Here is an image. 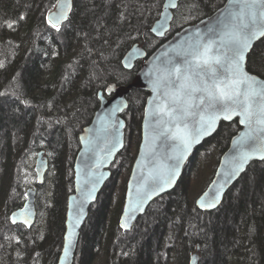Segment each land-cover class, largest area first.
<instances>
[{
  "label": "trees",
  "instance_id": "trees-1",
  "mask_svg": "<svg viewBox=\"0 0 264 264\" xmlns=\"http://www.w3.org/2000/svg\"><path fill=\"white\" fill-rule=\"evenodd\" d=\"M57 1L0 0V264H58L79 137L100 105L99 92L136 75L142 62L132 70L122 64L132 45L141 43L152 52L166 40L151 31L165 0H75L71 19L59 30L48 21ZM225 2L181 0L174 26L200 20ZM248 68L264 77V38L251 52ZM148 95L133 89L124 113L139 122L140 134ZM240 128L237 120L223 122L194 155L179 189L154 201L147 211L154 216L147 222L143 216L130 233L119 225L124 198L108 226L105 201L94 225L88 231L89 218L82 232L83 264H93L100 254L104 264H189L198 247L200 264H208V256L211 264H264V161L250 165L216 211L195 206L211 182L208 169L202 178H211L206 188L197 197L188 190L195 168L208 159L219 164ZM40 150L50 163L49 183L42 185L33 164ZM123 152L118 159L125 161ZM127 160L133 163L135 157ZM34 186L37 223L14 224L12 212Z\"/></svg>",
  "mask_w": 264,
  "mask_h": 264
},
{
  "label": "water",
  "instance_id": "water-1",
  "mask_svg": "<svg viewBox=\"0 0 264 264\" xmlns=\"http://www.w3.org/2000/svg\"><path fill=\"white\" fill-rule=\"evenodd\" d=\"M180 1H164L161 15L151 28L155 36L164 38L170 31L175 16L174 11L179 7ZM74 5L75 0H58L56 7L48 14V21H51V25L56 23L58 27L62 26L71 19ZM246 11L245 0H226L214 13L184 26L153 52H149L141 43H135L127 51L122 61L127 70L134 69L141 60L144 63L129 83L110 84L105 91L99 92L100 105L91 123L80 134V149L73 168L74 192L67 199L65 233L58 264L75 263L82 232L90 217L91 208L113 177L112 165L126 148L128 121L124 113L129 107L128 96L133 89L147 91L149 95L144 107L140 144L132 165L124 207L119 219V225L124 231H132L154 201L178 187L198 149L216 134L223 122L237 120L241 128L233 137L228 149L221 155L211 182L196 198L195 206L198 210L213 212L219 209L225 202L228 192L250 165L255 161H264V158H261L264 157V152L254 153L239 175L228 177L235 158L242 151L252 152L247 145L239 143L241 139L264 135L261 131L264 129V124L256 122L259 109L264 107V96H256L251 100V110L254 113L251 126L248 122L240 123L242 119H245L242 115V107L220 101V103H228V111H217L218 118L211 127L206 131L200 130L202 121H206L212 115V109L209 108L211 97L204 88L207 86L214 95L218 96L219 91L229 90V82L234 78L229 70L227 59L230 45L224 36L228 30L226 26H230ZM61 12L66 15V19L61 16ZM260 24L264 25V20L260 21ZM254 31L255 36L250 38L248 46L243 49L240 72L242 75L253 78L257 82L256 87L264 94V88H261V85H264V77L248 68L251 52L264 38L261 34L264 32V27H257ZM210 42L212 47L206 57L210 67L203 63V58L197 61L191 55H177V53L191 51L196 46H201L199 51L203 52L202 46ZM217 56L221 58V64L215 63L214 57ZM185 59L191 62V67L187 71L188 79L178 80L175 74L169 76L168 71L173 66L181 69V77L185 75L183 63ZM170 80L175 83L170 84ZM181 84L185 89L199 90L192 91L190 95L185 94ZM245 88L246 85H241V92ZM229 114L231 118L225 119V115ZM185 132H190L195 142L186 153H183L175 179L171 183H165L162 175L175 163V157L180 154L179 137ZM49 169V158L45 150H40L35 160V172L39 185L44 184ZM216 191L220 193L218 201L213 199ZM37 193L38 187L27 190L24 205L11 214V221L14 224L32 228L37 223ZM212 203L215 206L209 207ZM66 246H69L67 255H65ZM200 261L201 253L198 247L191 255L189 264H200Z\"/></svg>",
  "mask_w": 264,
  "mask_h": 264
},
{
  "label": "snow or ice",
  "instance_id": "snow-or-ice-1",
  "mask_svg": "<svg viewBox=\"0 0 264 264\" xmlns=\"http://www.w3.org/2000/svg\"><path fill=\"white\" fill-rule=\"evenodd\" d=\"M245 8L246 12L242 13L239 17L236 18V21L232 23L228 27V30L225 32L224 36L227 38L229 42L228 47V64L229 70L232 72L233 79L230 80L229 90L227 91H219V95L216 96L212 93L210 88L207 86L204 88V91L208 92V96L211 97L209 101V108L212 109V115L206 121H202L201 131H206L211 127V124L218 118L216 115L217 111L227 112L228 111V103H220V101L230 102L233 105L242 107V115L245 119H242L240 123L248 122L249 126H251L253 119V111L251 110L252 98L256 96H264L261 91L256 87L257 82L253 78H249L246 75H242L240 72V61L243 59V49L248 46L249 40L251 37L255 36L256 32L254 29L257 27H264V25L260 24V21L264 20V0H245ZM61 16L66 19V15L61 12ZM51 23V21H50ZM11 26V25H9ZM53 28L59 30L58 25L56 23H52ZM264 35V32H261ZM223 45V38H222ZM199 47H194L191 51H186L183 53H177L178 56H188L191 55L193 59L199 61L203 58V63L209 65V60L206 58L208 52L211 50L212 43H208L203 45V52L199 51ZM216 64H221L220 57H214ZM185 64V75L181 77V69L179 67L173 66L171 70L168 71V75L171 76L173 74L176 75L177 79H188L187 71L191 67V62L187 59L183 61ZM197 67L199 65L197 64ZM170 84H174L175 81H169ZM241 85H246V88L243 92L240 90ZM219 87V86H217ZM261 88H264V85H261ZM181 89L184 90L185 94H189L192 91H197L199 89H185L184 85L181 84ZM242 97V99H241ZM225 119H230L231 116L225 115ZM257 123L264 124V107L259 109V115L257 116ZM264 133V129L261 130ZM180 139V147L179 152L175 157V163L169 168L166 169L165 173L162 175V179L165 183H171L175 179V173L178 171L180 160L183 158V153H186L187 150L191 147L192 143L195 142L192 134L190 132H185L184 135L179 137ZM242 145H247L252 149V152L242 151L238 157L235 158V163L232 170L228 173V177L232 178L239 175L240 172L243 171L244 165L251 158L252 154L258 152H264V135L262 136H249L247 138H242L239 142ZM264 158V157H261ZM163 190V189H161ZM207 195V193L205 194ZM219 191L214 193L213 199H219ZM203 206V205H202ZM215 204H209V207H214ZM71 245V239L69 238V246ZM69 246L65 247V255L68 254Z\"/></svg>",
  "mask_w": 264,
  "mask_h": 264
},
{
  "label": "rangeland",
  "instance_id": "rangeland-1",
  "mask_svg": "<svg viewBox=\"0 0 264 264\" xmlns=\"http://www.w3.org/2000/svg\"><path fill=\"white\" fill-rule=\"evenodd\" d=\"M133 114H134V115H132L133 117H137L135 115V113H133ZM126 119L128 121L127 129H126V148L123 152V154L126 153V155H125L126 160L123 161L121 158H119V159L117 158L115 163L112 165L113 177L109 180V182L107 183V186L102 191L98 201L94 204L95 208L89 217L90 223L88 226V231L94 225V223L96 222V220L98 218V215L103 210V207H101V206L104 204L105 201H108V206L106 207V210H105V219L108 222L106 224V226H108L110 221H111L112 213H114L117 210V211H119L118 213L120 214V212H121L120 210L122 209V208H120V206H121V202H122L123 198L125 201L127 183H128L130 173L132 170V165H133L132 162L127 163V161H128L127 158L130 155H133V157H136V154H137V151L139 148V144H140V139H141L140 138L141 134H140V129H139V127H140L139 122L138 121H132L128 117H126ZM206 158L208 159V157H206ZM35 160H36V157L33 161L34 168H35ZM212 162H213L212 160L208 159V160H206V162L201 163L203 166L201 168H198V167L195 168L196 172L193 173V179L190 178L188 180L189 181L188 182V190L190 189V192L195 191L194 197H197L200 194V190L207 185L206 182L209 178L206 181L202 182V178L205 176V173L207 172L204 170L208 169V173H210L209 177L213 178L218 164L216 166H213V164H211ZM216 163H218V161ZM197 169H198V171H197ZM36 177H37V175H36ZM46 182H47V184L49 183V180L47 179V175H46V180L44 183H46ZM197 184H198V186L196 187V190H195L194 185H197ZM34 187H37V186H34ZM177 189H179V187H177ZM202 190H204V188ZM237 191H235V193H238ZM153 216H154V214L151 216L150 214L146 213L145 217L143 218V221L145 220V222H147ZM152 222H154V220H151V224H152ZM87 223H88V221H87ZM230 223H231V221L226 222L227 225H229ZM226 224H223V225H226ZM146 226H144L143 224H140V229H141V227H142V229L145 227L143 229V231H145V233H147L149 235V230L146 229ZM128 233H130V231ZM79 246H80V244H79ZM86 253H87V247H85V244H84V246L82 248L81 247L78 248L76 260H75L74 264H83V260H84ZM101 255L102 254H100L95 259L93 264H104V259L102 258ZM210 258L211 257L208 256L204 262L211 264L212 258L211 259Z\"/></svg>",
  "mask_w": 264,
  "mask_h": 264
},
{
  "label": "flooded vegetation",
  "instance_id": "flooded-vegetation-1",
  "mask_svg": "<svg viewBox=\"0 0 264 264\" xmlns=\"http://www.w3.org/2000/svg\"><path fill=\"white\" fill-rule=\"evenodd\" d=\"M180 2H181V1H180ZM179 5H180V4H179ZM219 8H220V7H219ZM177 9H178V8H177ZM177 9H176V10H177ZM176 10H175V11H176ZM216 10H217V9H216ZM216 10H215V11H216ZM175 11H174V13H175ZM215 11H214V12H215ZM214 12H213V13H214ZM210 15H211V14H210ZM201 19H202V18H201ZM174 20H175V16H174V19H173V22H172V27H171L170 31L166 34V36H165V37H166V40H164V42L167 41V40H169V39L174 35L175 32H177L178 30H180V29L183 28L184 26L188 25V24H186V25L180 27L179 29H177V28L174 26ZM197 21H198V20H197ZM195 22H196V21H195ZM189 24H190V23H189ZM162 43H163V42H162ZM162 43H161V44H162ZM153 51H154V50H153ZM153 51H152V52H153ZM140 62H142L141 66H140V68H141L142 65H143V63H144V61L141 60V61H139L137 64H139ZM136 66H137V65H136ZM140 68H139V69H140ZM139 69H138V70H139ZM138 70H137V72H138ZM137 72H136V73H137Z\"/></svg>",
  "mask_w": 264,
  "mask_h": 264
}]
</instances>
